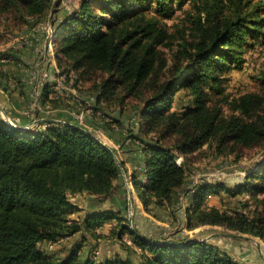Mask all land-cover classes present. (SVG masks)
<instances>
[{"label": "trees", "instance_id": "1", "mask_svg": "<svg viewBox=\"0 0 264 264\" xmlns=\"http://www.w3.org/2000/svg\"><path fill=\"white\" fill-rule=\"evenodd\" d=\"M182 1L80 0L54 31L57 62L102 74L100 95L108 99L121 89V102L141 97L137 128L128 138V152L137 156L130 161L129 181L147 213L177 201L187 180L188 156L204 144L217 154H234L236 160L246 149L264 150V91L238 96L224 91L227 73L242 62L247 34L262 33L260 6L237 0L225 16L218 4L206 2L193 21L197 36L191 42L184 39L168 63L160 50L170 44L168 29L143 8L153 5L168 15ZM51 9L52 0H0V20L11 11L42 19ZM179 153L183 157L177 164ZM126 163L75 122L31 132L13 128L0 116V264H238L208 240L148 238L121 223V214L112 210L93 212L80 222L67 219L74 208L69 195L107 196L122 173L127 175ZM236 188L238 193L254 191L252 209L230 213L208 205V195L226 188L198 184L185 209L184 227L222 226L264 244V159ZM107 219L117 220L118 236L127 232L140 249L136 261L120 255L96 261L76 251L56 259L38 248L41 241L99 227Z\"/></svg>", "mask_w": 264, "mask_h": 264}, {"label": "rangeland", "instance_id": "2", "mask_svg": "<svg viewBox=\"0 0 264 264\" xmlns=\"http://www.w3.org/2000/svg\"><path fill=\"white\" fill-rule=\"evenodd\" d=\"M79 1L52 0L51 12L42 19L20 16L11 11L0 20V95H7V98L17 94L20 98L23 95V108L15 112L18 116L11 113L10 107H7V112L11 114H6L11 119L6 114L3 116V112H0V116L6 123L10 120L20 130L31 132H42L48 126H57L62 122L86 125L96 129L99 138L103 134L104 143L114 149L116 156L125 160L130 168V161L136 162L137 156L135 152H128L132 148L128 138L130 132L137 128V109L141 97L128 96L121 102L119 96L123 90L118 89L117 93L106 99L99 91L102 74L73 70L70 64L64 61L58 63L55 57L54 31L78 8ZM236 1L184 0L175 2L173 11L168 15L156 12L153 5L143 10L148 16L159 18L168 29L170 44L161 46L160 50L169 63L184 39L191 42L197 36L193 21L197 20L199 7L206 2L210 5L218 4L224 15L228 16ZM249 1L261 8L262 33L257 37L247 34L240 53L242 62L233 65L227 73L224 91L230 96L264 91V0ZM200 16L203 26H206V14L202 12ZM181 102L178 100V104ZM2 104L0 100V106ZM77 115H81L80 123ZM44 116L57 120L52 123L41 122L40 128H37L36 120ZM178 156L183 157V154L179 153ZM188 157L187 180L172 206L156 208L152 213L140 209L137 207L138 199L131 186L126 184L127 180L122 173L117 187L105 197L85 191L69 195L74 208L68 211L67 219L80 222L91 212L112 210L121 214V223L130 229L135 228L148 238L177 240L188 236L208 240L238 264H264V244L260 239L247 234L242 235L252 239L226 236L225 233H241L226 230L222 226L205 225L188 230L184 227L185 213L182 211L192 203L198 184L212 183L226 189H221L219 194L208 195H215L206 198L208 205L230 213L252 209L256 194L254 191L238 193L236 185L242 183L247 172L263 161L264 150L246 149L236 160L234 154H217L213 148L204 144ZM119 230L117 220L107 219L99 227H81L80 231L62 234L55 241H41L38 248L56 259L76 251L82 258L90 257L96 261L111 259L115 255L136 261L140 249L133 244L127 232L119 237Z\"/></svg>", "mask_w": 264, "mask_h": 264}, {"label": "crops", "instance_id": "3", "mask_svg": "<svg viewBox=\"0 0 264 264\" xmlns=\"http://www.w3.org/2000/svg\"><path fill=\"white\" fill-rule=\"evenodd\" d=\"M0 91L2 92V90H0ZM5 96H6V98H4ZM4 97L0 95V100L3 101V104L0 106V109H1L0 112H3V114L2 113L1 114L4 116V114H6V112L9 111V108H7V107H10L12 109L11 113L18 116V114L15 113V112H18V110H20V108L21 109L23 108V103H22L23 95H21L20 98H19V94H17L16 96L11 95V98H9V97L7 98V95H4ZM13 97H15V98H13ZM7 113L8 114H11L9 112H7ZM8 114H6V115L8 116L9 119H11ZM56 120L57 119L50 118L48 116H46V117L45 116L44 117H39L36 120L37 128H40L41 122L42 123H44V122H46V123H52V122H54ZM83 127L85 129L89 130L95 137L99 138L98 134L96 135V132H97L96 129L89 128L86 125H83ZM107 135H109V134L107 133ZM101 136H102V138H104V135L103 134ZM102 138L100 137V139L103 141L104 139H102ZM103 142H105V140ZM129 143H130V140H129ZM130 173H131V169L130 168L128 169L127 175L124 173V176L127 179L126 184L128 183L129 185H130V181H129V179H130ZM210 197H215V195L208 196L207 199H210ZM137 207H139L140 209H142L141 203L139 201H138ZM182 211H183V213H185V210H182ZM91 213H93V212H91ZM259 253L262 254L260 251H259Z\"/></svg>", "mask_w": 264, "mask_h": 264}, {"label": "water", "instance_id": "4", "mask_svg": "<svg viewBox=\"0 0 264 264\" xmlns=\"http://www.w3.org/2000/svg\"><path fill=\"white\" fill-rule=\"evenodd\" d=\"M1 110V109H0ZM7 120V119H6ZM8 124L16 129H19L16 125H14L10 120H7ZM20 130V129H19ZM226 236H230L233 238H247V239H252L251 237L244 236L242 234H234V233H225ZM257 248L260 251V246L257 244ZM261 252V251H260Z\"/></svg>", "mask_w": 264, "mask_h": 264}, {"label": "built area", "instance_id": "5", "mask_svg": "<svg viewBox=\"0 0 264 264\" xmlns=\"http://www.w3.org/2000/svg\"><path fill=\"white\" fill-rule=\"evenodd\" d=\"M78 119H79V123L81 122L80 120H81V115H77L76 116ZM98 140L99 141H101L103 144H104V142L100 139V138H98ZM106 145V144H105ZM181 161H182V157L181 156H176V159H175V162L177 163V164H180L181 163ZM125 177V176H124ZM126 179V178H125ZM127 180V179H126Z\"/></svg>", "mask_w": 264, "mask_h": 264}]
</instances>
